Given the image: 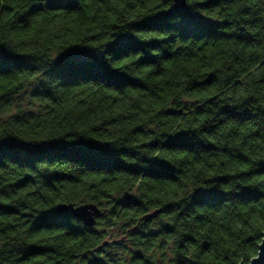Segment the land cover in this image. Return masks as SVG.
<instances>
[{"label":"trees","instance_id":"1","mask_svg":"<svg viewBox=\"0 0 264 264\" xmlns=\"http://www.w3.org/2000/svg\"><path fill=\"white\" fill-rule=\"evenodd\" d=\"M173 4L0 0V264L258 255L264 0Z\"/></svg>","mask_w":264,"mask_h":264},{"label":"water","instance_id":"2","mask_svg":"<svg viewBox=\"0 0 264 264\" xmlns=\"http://www.w3.org/2000/svg\"><path fill=\"white\" fill-rule=\"evenodd\" d=\"M188 9L189 6L187 4V0H174L173 8L170 12L172 13L173 11H177V10L187 11ZM55 212L58 215H62L70 212L75 218L80 220L87 227H94L97 223L98 218L101 215V208L94 203H87L81 205H76L73 203H63L57 207ZM161 212L162 210H158V209L152 211L146 214L145 216H143L141 218V221H143L144 223H149L153 219L157 218ZM109 244H110L109 241H104L100 246V248L108 246ZM241 264H246V263L243 262ZM249 264H264V234H263L262 243L259 246V253L254 259L250 261Z\"/></svg>","mask_w":264,"mask_h":264}]
</instances>
